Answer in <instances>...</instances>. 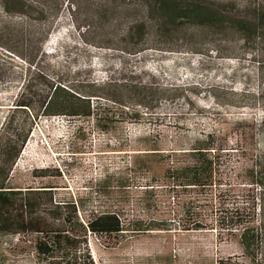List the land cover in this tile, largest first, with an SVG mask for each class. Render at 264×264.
Listing matches in <instances>:
<instances>
[{
	"label": "rangeland",
	"instance_id": "374dc122",
	"mask_svg": "<svg viewBox=\"0 0 264 264\" xmlns=\"http://www.w3.org/2000/svg\"><path fill=\"white\" fill-rule=\"evenodd\" d=\"M235 1L247 16L250 3L264 0ZM17 7L11 1L7 13L0 4V153L6 142L10 155L19 148L9 184L53 185L57 200L83 198L86 213L117 209L124 222L140 220L120 234L89 235L94 264H264V185L251 178L255 167L264 173V26L245 38L230 28L192 25L148 36L131 50L117 40L121 25L105 22L109 14L79 33L67 7L51 26ZM32 46L41 48L35 68L26 62ZM48 81L95 93L114 122L97 129L80 117L40 115ZM107 82L124 89L123 102L109 96L115 87ZM204 134L212 135L220 184L207 186V206L195 202L205 226L185 229L177 216L182 202L205 193L187 187L161 197V167L163 160L178 164L173 154ZM122 177L123 205L112 194ZM219 202L223 210L244 208L239 219L262 229L251 254L237 226L215 222ZM29 239L0 235V264H35Z\"/></svg>",
	"mask_w": 264,
	"mask_h": 264
},
{
	"label": "trees",
	"instance_id": "16d2710c",
	"mask_svg": "<svg viewBox=\"0 0 264 264\" xmlns=\"http://www.w3.org/2000/svg\"><path fill=\"white\" fill-rule=\"evenodd\" d=\"M11 1H15L19 14L29 15L35 21H47L48 26L56 22L62 7H67L72 26L79 30V33H82L81 30L86 26H90L95 18L107 17L109 14L110 19L107 18L109 21L105 22L121 25L118 32L120 38L117 40L130 44L131 50H136L137 43L145 41L148 36H167L192 25L215 29L230 28L246 35L245 38L256 36V31L264 26V1L250 3V13L247 16L241 14V5L235 0H0L1 7L7 13L10 12ZM20 41H23L22 34ZM86 42L108 47V43L101 41ZM33 48L35 47L30 48L26 62L35 68L34 63L41 48L37 51ZM106 84L115 87L109 96L112 95L115 100L123 102L127 97L124 89L120 88L117 91L116 84L112 82ZM47 86L49 93L42 101L40 115L80 117L91 120L97 129L103 128L102 123L114 122L112 112L99 105L98 99H95L98 95L95 93L77 91L51 81H48ZM139 100L138 104L144 102ZM19 105L30 107L29 102ZM37 118L38 115H34L33 121ZM24 140L25 138L21 140V145ZM212 140V135L204 134L195 139L191 147L183 149L179 154H173L174 157L171 158L178 164L172 163L169 166L164 160L162 162L161 197H169L170 193L184 191L187 187L205 193L203 198L189 197L182 202L177 216L183 219L185 229H199L205 226V219L201 217L199 211H193L199 206L195 202L203 199L198 202L207 206V186L220 184L219 181H215L214 176L218 167ZM18 152L19 148L10 155L9 142H6L4 150L0 153V235L28 236L37 257L35 264H94L87 248L89 235L101 237L120 234L127 224L140 222L139 219L124 222L117 209L86 213L83 198L57 200L53 185L25 188L11 186L8 181L9 174ZM159 152L160 150L155 149L151 154ZM179 155H187L188 158L181 160ZM164 158L167 161L170 157L166 155ZM263 177L264 173L260 169L256 167L251 169V178L259 187L264 185L261 180ZM127 180V177L117 178L112 191L117 203L122 205L127 201L125 191L122 189L123 183ZM150 181L151 179H148L146 182ZM149 187L153 189L150 184L145 192ZM219 204L222 211L215 222L218 225L237 226L239 242L243 250L251 254L262 229L249 225L248 220L239 219L244 208L223 210L222 203ZM80 215L85 216V219ZM252 256L255 260V256ZM256 264H260V261L257 260Z\"/></svg>",
	"mask_w": 264,
	"mask_h": 264
}]
</instances>
